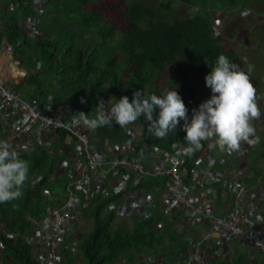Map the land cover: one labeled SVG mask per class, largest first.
<instances>
[{"label":"trees","instance_id":"obj_1","mask_svg":"<svg viewBox=\"0 0 264 264\" xmlns=\"http://www.w3.org/2000/svg\"><path fill=\"white\" fill-rule=\"evenodd\" d=\"M108 1L122 3L126 0H45L35 28L37 35L29 39L22 21L33 14L31 0H0V43L4 40L12 46L13 59L26 71L25 81L10 84L21 98L55 109L76 104V112L91 116L101 97L119 99L126 96L131 101L135 90H142L145 96L161 95L175 87L188 113L199 98L192 81L195 68L205 89L208 88L203 77L219 54L244 70L236 55L223 49L222 37L212 39L211 13L218 9L228 12L223 16L224 23H230L233 13L244 9L252 10L255 16L264 14L262 0H149L164 13L180 14L177 20L165 23L149 5L144 4L146 0H141V4L121 12L123 28L119 30L117 26L109 25L107 15L94 9ZM11 4L13 7L10 8ZM144 22L146 27L141 28ZM234 28H239V25ZM117 32L122 38L119 55L108 49ZM228 35L233 38L232 32ZM88 38L95 39L94 46L88 43ZM17 86L22 90L19 91ZM80 98L84 103L79 102ZM157 113L158 109L154 107L153 119ZM132 123L140 128L143 142L154 143L167 152H173L180 143L186 144L180 126L183 121L179 118L175 128L163 138L147 133V121L142 117ZM90 131L111 142L123 139L121 128L114 122L111 127ZM207 142H201V149L193 152L187 161L198 157ZM258 151L264 152V138L250 156H256ZM17 155L28 162L30 172L41 171L46 177L35 189L29 187L26 179L19 197L0 204L1 264H37L26 241L32 231L30 221L39 220L44 207L51 204L43 195V189L55 198L59 196L64 187L66 169L58 172L64 159H54L44 151ZM247 167L259 169L250 164ZM52 174L54 177L49 179L48 175ZM260 180L264 182V179ZM107 201L93 204L82 213L91 221V230L77 246V253L86 264H116L121 260L127 264H143L140 261L142 256L174 263L182 253L192 249L185 240L187 235L176 232L171 224L157 230L153 217L132 219V229L123 225L115 227L116 216L103 211ZM62 261L64 264H77L75 255L64 254ZM214 264H247V261L239 250L234 249L231 259Z\"/></svg>","mask_w":264,"mask_h":264},{"label":"built area","instance_id":"obj_2","mask_svg":"<svg viewBox=\"0 0 264 264\" xmlns=\"http://www.w3.org/2000/svg\"><path fill=\"white\" fill-rule=\"evenodd\" d=\"M44 5L45 0L30 2L33 14L22 21L29 39L37 35L35 28ZM239 16L256 17L248 9L240 11ZM223 21V16H213L212 39L222 37ZM12 53V46L2 40L0 139L7 141L17 154L44 151L54 159L62 157L57 171L66 169L59 196L55 198L43 189L51 204L44 207L39 220L30 221L32 231L26 241L37 264H64V254H76L82 213L102 200H108L103 211L117 218L153 217L157 230L171 224L176 232L187 235L185 240L192 249L182 253L178 261L165 263L162 258L142 256L143 264H214L231 259L236 247L248 264H264V222L255 221L256 214L264 216V182L259 175L255 180L246 161L257 148L255 140L230 152L219 150L210 138L200 155L191 161H187L189 155L182 150L185 143L167 152L154 143L143 142L141 130L134 123L120 127V142L108 141L83 126L71 125L76 104L55 109L21 98L10 86L13 77L9 65L20 71ZM107 100L101 97L97 103ZM190 115L186 113V117ZM260 173L264 175V165ZM45 177L44 172L28 170L26 179L29 187L35 189ZM53 177L54 174L48 175L49 179ZM2 252L0 239V264Z\"/></svg>","mask_w":264,"mask_h":264},{"label":"clouds","instance_id":"obj_3","mask_svg":"<svg viewBox=\"0 0 264 264\" xmlns=\"http://www.w3.org/2000/svg\"><path fill=\"white\" fill-rule=\"evenodd\" d=\"M250 72L251 65L244 71L225 55H217L203 77L210 96L191 110L190 117H186L187 109L174 87L161 95L145 96L142 90H135L131 94V101L126 96L108 98L106 103H97L91 116L84 112L72 114L70 123L95 130L98 127H111L114 122L123 128L142 117L147 121L146 132L153 137L163 138L175 128L179 118L183 121L180 126L186 142L182 149L184 154L190 156L200 150L201 141L212 137L219 150L237 151L240 142L248 140L254 131L250 120L259 115L255 88L249 80ZM79 102L84 103L83 98ZM154 107L158 109L155 119L152 117ZM27 174L28 162L19 158L7 141L0 139V204L21 195ZM255 221L264 222V216L256 214Z\"/></svg>","mask_w":264,"mask_h":264},{"label":"rangeland","instance_id":"obj_4","mask_svg":"<svg viewBox=\"0 0 264 264\" xmlns=\"http://www.w3.org/2000/svg\"><path fill=\"white\" fill-rule=\"evenodd\" d=\"M141 0H126L122 3H113V2H104L101 3L100 6H95L94 9H96L99 13H102V15H107V20L109 21V25L117 26L120 30L123 28V24L120 20V14L123 10H128L132 5L135 4H141ZM144 4L149 5L153 12L157 15V17L161 18V20L165 23H171L174 20H177L179 18V13H164L162 10L159 9L157 4L153 3L152 1L146 0V3ZM179 6V5H177ZM225 13L222 11V9H218L213 11L211 14L212 16L222 15L225 16ZM59 16V15H58ZM61 18V16H59ZM240 18L239 12L233 13V17L230 21L231 24H227V28L222 31V45L223 49L226 52L233 53L236 55V57L240 60L242 65H245V69L248 68V65H252L255 62L256 65H261L259 69L256 70V73L253 74V71L249 73V80L252 84V86L255 88V102L259 109V115L255 118H252L250 120L251 126L254 129L253 133L250 134L248 140L241 141L240 145L245 144L248 141L255 140L257 146L259 145L260 141L264 138V31H260V29L254 28L251 26V23L249 24H241L239 22ZM248 19V18H247ZM146 22L141 24V28L146 27ZM238 24L239 28H233L234 25ZM262 27V26H261ZM233 33V38H231L228 34ZM88 43L95 45V39L88 38ZM98 39V38H97ZM96 39V40H97ZM121 35L119 32H117L112 41L108 44V49L113 50L116 54L119 55L118 47L121 43ZM99 42V41H98ZM21 71V70H20ZM21 74H17L12 78V83H21L25 80L26 74L24 75L23 72H20ZM193 83L196 87L197 93H198V100L192 104V106L189 109V113H191V110L194 109L200 102L207 99L210 96V90L205 89L202 81L197 78V71L196 68L194 69L193 73ZM18 90L21 91L22 87L17 86ZM212 139L215 140L214 137ZM258 142V143H257ZM256 156H253L252 158H249L247 160V164H250L253 168H259L258 170L252 169L251 172L253 173V176L255 178L264 179L263 173H260L261 166L264 165V152L258 151V154H255ZM118 225H123L127 229H132L134 225V220L132 219H122L117 218L115 220V227ZM91 230V221L88 218H84L82 220L81 225L78 228V233L76 236V245L78 246L80 242H82L86 237L89 231ZM76 257V263L77 264H86L84 258L79 256L78 253L74 254Z\"/></svg>","mask_w":264,"mask_h":264},{"label":"crops","instance_id":"obj_5","mask_svg":"<svg viewBox=\"0 0 264 264\" xmlns=\"http://www.w3.org/2000/svg\"><path fill=\"white\" fill-rule=\"evenodd\" d=\"M256 1V0H255ZM262 3H264V0H262ZM245 10V9H244ZM248 10H250V9H248ZM252 11V10H251ZM236 13H238V12H236ZM254 13V12H253ZM262 13H264V12H262ZM255 15V14H254ZM257 17V18H256ZM255 18H252L251 20H249V19H239V22L241 23V24H249V23H251V26H253L254 28H259L260 29V31L262 32V31H264V14H262V15H258V16H256ZM229 22H225V23H223V30L224 29H226L227 28V24H228ZM229 24H231V23H229ZM235 26V25H234ZM262 26V27H261ZM234 28V27H233ZM0 62H3V60H1L0 59ZM256 63L257 62H255L254 64H252L251 65V70L253 71V74H255L256 73V70L257 69H259L260 67H262L261 65H256ZM258 66H260V67H258ZM9 67L10 68H8V70H9V74L13 77V78H15L14 76L15 75H17V74H21L20 72L21 71H19V72H16V71H14V69L9 65ZM263 68H264V66H263ZM248 69V68H247ZM247 69H245V65H244V71H247ZM26 78V77H25ZM25 81V80H24ZM13 84H18V83H13ZM250 158H252V156H250ZM237 248V247H236ZM235 248V249H236ZM247 261V260H246ZM247 264H248V262H247Z\"/></svg>","mask_w":264,"mask_h":264},{"label":"water","instance_id":"obj_6","mask_svg":"<svg viewBox=\"0 0 264 264\" xmlns=\"http://www.w3.org/2000/svg\"><path fill=\"white\" fill-rule=\"evenodd\" d=\"M18 67L20 68V70L23 72V74H26V71L20 66V64L18 63Z\"/></svg>","mask_w":264,"mask_h":264},{"label":"bare ground","instance_id":"obj_7","mask_svg":"<svg viewBox=\"0 0 264 264\" xmlns=\"http://www.w3.org/2000/svg\"><path fill=\"white\" fill-rule=\"evenodd\" d=\"M12 68H13V66L12 65H10Z\"/></svg>","mask_w":264,"mask_h":264}]
</instances>
